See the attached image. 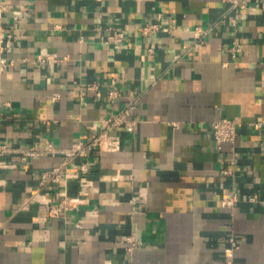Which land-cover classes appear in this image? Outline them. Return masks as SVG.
<instances>
[{
    "label": "crops",
    "instance_id": "0c3cea01",
    "mask_svg": "<svg viewBox=\"0 0 264 264\" xmlns=\"http://www.w3.org/2000/svg\"><path fill=\"white\" fill-rule=\"evenodd\" d=\"M1 1L13 62L0 71V143L67 148L134 97L138 122L120 149L86 154L88 173L45 185L62 151L0 156V264L223 263L231 235L234 264H264V0ZM151 22L161 28L143 33ZM94 81L101 95L80 92ZM221 117L238 133L219 147ZM80 191L86 203L50 215L46 198Z\"/></svg>",
    "mask_w": 264,
    "mask_h": 264
},
{
    "label": "built area",
    "instance_id": "2783aa9c",
    "mask_svg": "<svg viewBox=\"0 0 264 264\" xmlns=\"http://www.w3.org/2000/svg\"><path fill=\"white\" fill-rule=\"evenodd\" d=\"M247 0H233L234 6H245ZM7 8V3L0 2V71H4L13 62V59L6 55V41L8 37V28L1 19L4 10ZM161 28L159 22H151L142 27L143 33H149L153 30ZM207 33V28L197 26L194 29V35L197 43L204 41V36ZM123 31L114 29V32L109 35V41H120L123 38ZM235 48H238L235 47ZM49 61H56L58 55L51 52L42 57ZM87 90L95 91L97 95H101V89L97 81L88 84L86 87H81L80 92L86 93ZM120 94L118 87H112L108 90L109 99H114ZM138 99L136 97L130 99L123 107L105 115L101 119V125L98 131L92 133L87 139H78L67 148L57 149L51 140H47L42 145H30L26 147H13L4 142L0 143V156L9 151H19L23 161L27 162L29 158L37 155L55 154L62 151L66 156L53 169L45 170L41 174L40 184L45 185L51 181L65 177L69 171H78L86 174L90 171V164L84 159L86 154L92 150H118L122 145L121 130L132 132L135 130L138 120L133 117V110L136 108ZM262 124L261 121H258ZM216 144L221 147L224 141H234L238 133L237 121L231 117H221L211 124ZM80 158V162L73 165V160ZM85 192L80 191L77 195L63 194L57 202H51L45 199L44 202L49 206L50 215H59L63 210L75 208L83 203H86L84 197ZM236 194L225 196L222 201L225 204L232 205L235 202ZM130 245L128 249H133L135 241L133 237H129ZM239 246V242L234 235L229 237V245L225 247V259L223 263L215 262L214 264H234L235 249Z\"/></svg>",
    "mask_w": 264,
    "mask_h": 264
}]
</instances>
